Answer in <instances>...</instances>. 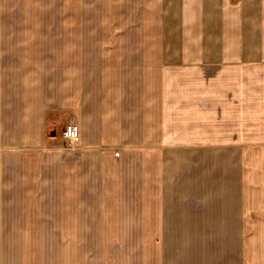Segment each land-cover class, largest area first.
Segmentation results:
<instances>
[{"label": "crops", "instance_id": "crops-1", "mask_svg": "<svg viewBox=\"0 0 264 264\" xmlns=\"http://www.w3.org/2000/svg\"><path fill=\"white\" fill-rule=\"evenodd\" d=\"M0 264H264V0H0Z\"/></svg>", "mask_w": 264, "mask_h": 264}, {"label": "built area", "instance_id": "built-area-1", "mask_svg": "<svg viewBox=\"0 0 264 264\" xmlns=\"http://www.w3.org/2000/svg\"><path fill=\"white\" fill-rule=\"evenodd\" d=\"M62 135L68 141H77L80 138V127L76 124L69 123L64 127Z\"/></svg>", "mask_w": 264, "mask_h": 264}, {"label": "rangeland", "instance_id": "rangeland-1", "mask_svg": "<svg viewBox=\"0 0 264 264\" xmlns=\"http://www.w3.org/2000/svg\"><path fill=\"white\" fill-rule=\"evenodd\" d=\"M208 197H209V195H208ZM211 200V198H208V201H210ZM212 260H214V258H212Z\"/></svg>", "mask_w": 264, "mask_h": 264}]
</instances>
